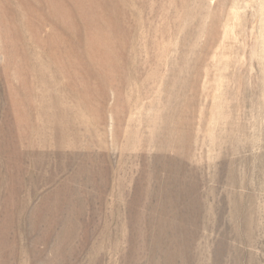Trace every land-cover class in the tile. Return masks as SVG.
<instances>
[{
    "label": "rangeland",
    "instance_id": "obj_1",
    "mask_svg": "<svg viewBox=\"0 0 264 264\" xmlns=\"http://www.w3.org/2000/svg\"><path fill=\"white\" fill-rule=\"evenodd\" d=\"M101 1L104 103L58 65L27 73L77 22L0 0V264H264V0Z\"/></svg>",
    "mask_w": 264,
    "mask_h": 264
},
{
    "label": "bare ground",
    "instance_id": "obj_2",
    "mask_svg": "<svg viewBox=\"0 0 264 264\" xmlns=\"http://www.w3.org/2000/svg\"><path fill=\"white\" fill-rule=\"evenodd\" d=\"M37 2L43 6L44 5L47 6L46 12L49 15V18H45L43 21L44 23L47 21H51L54 18L62 21L63 23H65L67 20H70L71 22H77L78 23L77 24L78 25V31L75 34L71 33V35H68V37H67L66 30H64V29L60 30L59 31L60 36L56 35L57 39H55V41H49V45L51 48L49 50H51V51L49 53H47L48 55L46 54L47 57L45 58V61L43 60L45 63L42 66L36 64L37 61L33 65L29 64L26 67V69L28 71L27 73L31 74V73L35 72L36 74H39V81L43 86H45L47 82L45 81L43 74H45V72L49 68L53 67V65H58L56 67H60V69L55 72V76L57 78H60L61 76L65 75L68 72L70 74L71 79H73V80L76 79V83L78 82L77 81V79H78L80 82V85L83 87V91H85V93H84L85 97H86L85 102L88 100V93L87 92L91 91L92 85L98 86L100 92L96 97L100 98L103 101V99H105L104 93H105L106 89L111 86V81H112L111 79H104L103 75H106L105 73L116 72L117 70H119V68H120L119 67L120 66L119 60L121 59V57L116 56L117 54L115 53L116 52L115 44H117L118 46H119V44L117 43V40H116L117 34L114 35L115 25H114V20H113V16H112L113 14L112 13H110V14L104 13L101 10H97V7H100V8L104 7L105 8L106 2L104 3L105 4L104 6H101L103 4L101 0H37ZM43 6H42V8H43ZM68 7L71 10H69ZM30 8H32V7H30ZM37 8H40V7H37ZM37 8H33V13H38V11L41 10V9H37ZM44 23L38 22L36 27L32 28L33 34L35 35V37L37 35L36 34L37 30L41 29L42 25ZM18 33L20 34L21 32H18ZM35 37H34V39H35ZM82 37L86 40L85 41L84 55H83V52L77 53V50H75V48L72 46L70 47V49H67V44H65L67 38H69V39L76 38L75 40H78L79 38L82 39ZM20 38H22V37L19 36V39ZM10 49H11V46H10ZM72 57H82L81 59H83L82 67H81L79 73H76L74 71H66L69 69H67V68L65 69V67L61 66V63H63L66 59L72 58ZM123 57H124V55H123ZM18 60H19V58H18ZM126 62H124V63H126ZM94 67H96L97 69H94ZM16 76H18V75H16ZM34 76H35V74H34ZM101 78H102V80L100 81ZM91 80H92V82H95V83H92ZM30 83H32V82H30ZM33 85H34V83H33ZM35 87L38 88V86H36V85H35ZM61 89H62V87H61ZM104 102H106V101H103V103ZM27 106L29 107L28 104H27ZM37 117L39 118V116H37ZM100 117L101 116L99 115L98 118H100ZM16 118H17L18 126H21L22 122H28L29 120L32 119V117L30 115H28L25 111H23L22 105H19V107H18ZM31 125L32 124L29 123V125L24 129L29 132V130L34 129V127H32ZM20 129H21V132H23L22 127ZM174 129H176V128H174ZM176 142H177V139H176ZM181 144H180V146H181ZM177 149H179V148H177ZM189 153H191V152H189ZM167 195H168L167 193H163V195L161 194L160 196L162 198L167 199ZM169 197H171V196H169ZM171 198H172L173 202H175L178 199L177 196L175 198L174 197H171Z\"/></svg>",
    "mask_w": 264,
    "mask_h": 264
}]
</instances>
